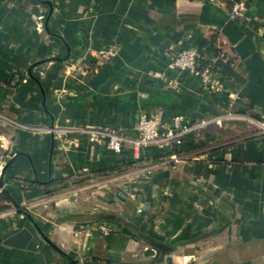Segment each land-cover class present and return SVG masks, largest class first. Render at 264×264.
Segmentation results:
<instances>
[{"label":"crops","instance_id":"1","mask_svg":"<svg viewBox=\"0 0 264 264\" xmlns=\"http://www.w3.org/2000/svg\"><path fill=\"white\" fill-rule=\"evenodd\" d=\"M232 1L0 0V115L29 126L0 117L12 156L0 264H71L11 199L74 264H200L204 245L209 264H264L263 132L239 140L214 125L136 152L88 131L135 136L141 112L263 118L264 0H244L236 21ZM186 48L214 59L218 90L167 68V54ZM192 149L203 160L186 159ZM160 155L170 161L158 165Z\"/></svg>","mask_w":264,"mask_h":264},{"label":"built area","instance_id":"2","mask_svg":"<svg viewBox=\"0 0 264 264\" xmlns=\"http://www.w3.org/2000/svg\"><path fill=\"white\" fill-rule=\"evenodd\" d=\"M249 5L244 0L234 1L229 8L228 16L231 20H241L247 15ZM114 50L110 47L101 48L98 51L100 60H109L112 58ZM167 68L178 73H187L200 80L203 87L210 91L219 89L218 73L216 63L213 58L202 57L197 50L186 48L171 51L167 54ZM204 58L205 62L202 65L200 60ZM154 76L162 77L160 72H154ZM171 85H177L178 79H172ZM3 117L13 126L18 128L28 129L29 126ZM222 118L199 119L195 122H185L182 116H175L170 121L163 122L154 116H147L144 112L138 115L134 126L135 136L126 135L120 132L113 131L105 127H96L88 129L89 134L94 137L104 138L110 148L119 150L124 145H129L134 151L138 152L142 147L150 145H163L171 143H180L182 135L189 130H199L200 128H209L211 124H219ZM264 129V115L259 120H254ZM30 129H34L30 127ZM264 133V130H261ZM10 137L5 133H0V175L6 162L12 157L10 154ZM1 193V188H0ZM102 232H107L108 229L103 226Z\"/></svg>","mask_w":264,"mask_h":264},{"label":"rangeland","instance_id":"3","mask_svg":"<svg viewBox=\"0 0 264 264\" xmlns=\"http://www.w3.org/2000/svg\"><path fill=\"white\" fill-rule=\"evenodd\" d=\"M226 120H223L221 121L220 125H217V128L220 129V131H223V132H228L229 134H231L232 136H235V137H238L239 140H242V139H246V138H249L251 136L254 135L255 132H258V131H261V130H264L262 129L263 127L260 126L258 123H256L254 120V118H251V117H242V116H237V115H234V116H228V118H225ZM207 129L205 128H200L199 130H189L187 132H185L184 135H182V139L185 138L186 135H191V134H199L203 131H206ZM223 142V141H221ZM221 142H213V143H210L209 145L210 146H217L219 143ZM197 150V149H196ZM195 150L192 149L190 152L191 153H188L187 156H186V159L188 160H195V159H198V160H203V158H199V156L192 152H194ZM159 158L156 159V162L158 165L160 164L159 162L161 163H165L166 160L170 161V159L168 158H165L163 157V155H160L158 156ZM179 160V159H178ZM141 167V164L139 165H136V167ZM144 166L146 168H148L150 165L144 163ZM135 167V168H136ZM207 242V240H205ZM209 241V240H208ZM211 243V244H210ZM222 243V239H221V236L220 237H215L214 239V242L212 244L211 240L209 241V247L210 246H218ZM204 247V251L202 254H200L198 257H199V260H200V264H209V261L211 260V258H213V250L210 248L208 253H206V245L203 246ZM217 249L215 250V256L218 257H223L224 254H222V252H220L219 254H222V255H219L217 254L218 252H216ZM214 256V257H215ZM225 258H222V260H224L223 262H225V259L228 257L224 256ZM172 264V263H170Z\"/></svg>","mask_w":264,"mask_h":264},{"label":"water","instance_id":"4","mask_svg":"<svg viewBox=\"0 0 264 264\" xmlns=\"http://www.w3.org/2000/svg\"><path fill=\"white\" fill-rule=\"evenodd\" d=\"M47 3L49 4L50 6V2L47 1ZM51 8V7H49ZM215 124H211V126H214ZM53 127V126H52ZM12 159V158H11ZM10 162V159L6 162V164L4 165L2 171H1V175H0V188H1V193H6V189H5V184H4V180H3V175H4V170L6 168V166L9 164ZM9 196V195H8ZM10 198V197H9ZM15 209H16V212L19 213V214H24L25 216H27V218L32 222L33 226L37 229V231L40 233V235L42 236V238L47 242L49 243L56 251H58L62 256H64L71 264H74V262L68 257L67 254H65L64 252L60 251V249L55 246L48 238L47 236H45L41 230L39 229L35 219L32 217V215L28 212L27 208H25L24 206H20L19 204L15 203L12 199H11Z\"/></svg>","mask_w":264,"mask_h":264},{"label":"trees","instance_id":"5","mask_svg":"<svg viewBox=\"0 0 264 264\" xmlns=\"http://www.w3.org/2000/svg\"><path fill=\"white\" fill-rule=\"evenodd\" d=\"M233 1H238V0H233ZM233 1H232V3H233ZM231 3V4H232ZM204 62H205V60H203V59H201L200 60V63L203 65L204 64ZM172 151H175L174 149L172 150ZM0 200H7V198L2 194V193H0ZM0 208H2V207H0Z\"/></svg>","mask_w":264,"mask_h":264}]
</instances>
